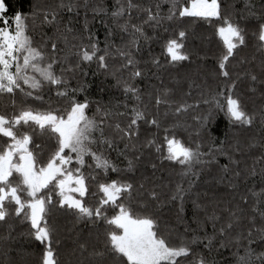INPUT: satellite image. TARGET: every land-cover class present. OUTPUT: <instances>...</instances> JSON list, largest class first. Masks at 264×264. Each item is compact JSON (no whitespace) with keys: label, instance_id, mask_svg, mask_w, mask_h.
<instances>
[{"label":"snow or ice","instance_id":"1","mask_svg":"<svg viewBox=\"0 0 264 264\" xmlns=\"http://www.w3.org/2000/svg\"><path fill=\"white\" fill-rule=\"evenodd\" d=\"M235 2L191 0L189 6L187 0H112L109 7L107 0H60L56 8L42 9L29 0L25 11L22 0H16L15 4L13 0H0V94L15 97L19 92L25 98L44 102V87L57 86L64 90L56 95L66 100L62 108L49 104L41 109L32 105L16 108L13 99L16 110L10 115L0 113V138H6L0 144V223L8 228L7 235L0 236L3 242L0 264H17L11 256L14 251L11 241L16 239L13 232L17 226L23 229L21 236L42 246L36 264H61L54 250V241L59 242L58 230L50 222L57 212L74 216L76 224L89 229L87 236L77 234L71 255H79L68 264H220L217 257L225 251L231 252L232 264H264V108L250 114L241 99L234 98L241 76L234 75L232 68L233 61L245 62L237 57L241 48L247 46L249 35L256 39L257 49L264 51V0H259L258 5L253 0H244L242 10L235 8ZM163 5L168 6L167 12L162 11ZM81 9L84 19L77 30L74 21L79 22ZM65 12L71 14L67 20ZM141 16L144 19L140 23L133 22ZM37 18L41 29L44 26L53 29L50 35L41 31L39 42L28 34L29 22L34 30ZM190 18L214 27L215 34L223 41L213 72L217 79H223L226 91H218L211 100H204L208 107L197 118L200 125L197 136L203 139L195 147L177 139L174 132L171 138L164 137L166 155L156 146L162 160L180 166L176 173L179 179L169 196L170 201L179 203L177 221L183 225V231L179 232L167 225L162 227L147 203L141 204L139 210L133 207L132 193L136 186L132 181H99V173H93L98 169L107 177L110 171L119 175L137 169L143 155L134 142L139 139L140 122L160 127L154 116L149 118L147 106L143 109L139 106L141 90L135 81L144 75L136 59L139 40L149 39L145 25L157 28L168 22L174 33L165 44L169 62L188 61L190 56L181 50L185 48L188 35L185 24ZM97 21L105 28L103 42L92 29ZM125 34L128 40L124 39ZM113 50L123 62L109 72L108 58ZM73 56L76 63L65 67ZM94 60L105 70V79L111 76L115 80L110 88L121 92L124 100L91 99L88 95L91 84L83 79H78L77 86L69 89V79H76L77 72L86 77L83 65ZM153 63L159 66V61L154 59ZM125 71L128 76L124 75ZM66 73L72 76L67 77ZM244 75L252 85L264 87V61L258 71L245 70ZM193 83L190 81L189 86ZM100 91L105 88L101 86ZM169 91L165 89L164 95ZM251 91L255 92L256 88L252 87ZM129 98L136 103L130 108L129 123L122 126L119 118L128 115ZM161 103L169 102L157 95L156 105ZM93 105L95 111L89 115ZM219 112L225 113L234 128L253 127L259 116L258 135L251 136V142L246 145L239 140L233 143L219 140L216 119ZM37 132L55 139V149L47 160L41 159L43 149L35 141ZM205 141H208L206 152L202 150ZM154 143L148 141L149 145ZM257 147L260 154L249 166L246 158ZM112 152L117 160L123 157L127 167H119L111 158ZM219 157H225L227 163L221 164ZM213 165L217 168L215 174H211ZM151 167L156 169L157 165L152 163ZM205 167L210 176L204 181L208 187L201 192L197 190L198 182ZM85 168L91 170L87 175ZM257 177L259 191L248 185L250 180L255 185ZM89 179L96 181L97 192L90 190ZM139 187L143 188L144 184ZM98 194L101 195L94 206L86 203V197ZM193 194V215L191 221H186L184 204ZM150 195L160 201L154 190ZM102 226L105 227L101 231ZM173 232L176 242L171 239ZM254 246L262 250L258 252ZM15 251L23 264H27L25 257L32 256L23 249Z\"/></svg>","mask_w":264,"mask_h":264},{"label":"trees","instance_id":"2","mask_svg":"<svg viewBox=\"0 0 264 264\" xmlns=\"http://www.w3.org/2000/svg\"><path fill=\"white\" fill-rule=\"evenodd\" d=\"M41 6L42 9L45 8H56L60 3V0H33ZM231 2V0H229ZM257 5L259 0H253ZM16 3V0H13ZM108 6L111 7L112 0H107ZM188 5H190L191 0H187ZM22 7L25 11L29 8V0H22ZM244 7V0H236L235 8L237 10H242ZM167 5H163L162 11L167 12ZM64 19L67 20L71 15L69 13H64ZM89 19L91 20V13L89 12ZM135 16V13H133ZM78 23L74 21V27L79 30L83 24L84 11L81 9V14L77 18ZM144 19L143 16L138 20H134V23H140ZM29 35L33 37L35 42H39L41 38V31L47 32L49 35L52 33L53 29L50 26H44L42 29L40 27V19L37 18L35 21V27L31 21L29 22ZM185 27L188 30L187 39L184 41L185 48L181 51L185 52L190 56L188 61L180 62L177 64L170 63V58L167 56L165 51L166 41L173 36V27L165 22L162 26L154 28L148 25L144 26V32L149 39L141 38L139 40L140 51L136 53V59L139 61V68L143 71V78H137L135 83L141 90L142 103L139 105L142 109L147 106L146 111L149 118L155 117L159 123V129L156 126H150L144 122H140L139 128V139L134 142L143 153L140 163L134 173L128 172L123 174H117L109 172L108 176L105 177L100 170H96L94 175H97V180L103 181L122 179L132 181L136 189L133 191V207L139 210V206L143 203L149 205L150 211H152L161 222V226L165 225L176 229V231L182 232L183 225L177 221V213L179 211V203L177 201H170L169 196L175 188V183L179 179L176 175L180 171V166L173 162L161 159V154L157 153L156 146L159 145L162 149L164 155H166V144L164 141L165 136L171 138L173 132L175 137L181 140L183 143L195 147V144L203 139L197 136L199 130L198 117L202 116L208 105L204 103L205 99L211 100L212 95L216 92H224L226 89L223 88V79H217L213 72L216 67V56L223 50V41L221 38L215 34V28L198 21L196 18H190ZM252 25H249L251 28ZM165 28L168 31H165ZM93 31L96 32L98 39L103 42L105 35V28L98 21L92 24ZM125 40L129 37L125 34ZM247 46L241 48L238 53L237 59H243L245 62L243 64L233 61L232 68L235 69V73H239L241 76L238 86L234 92V98L238 96L243 102V106L248 113L259 112L261 108H264V87L259 84L252 85L250 79L244 75L245 70H259V66L262 61H264V51H259L257 49L256 39L249 35L247 37ZM117 44L120 43L119 39L116 41ZM63 46V45H61ZM103 48V43L100 45ZM114 57V58H113ZM76 57H70V63L66 64L65 67H69L76 63ZM159 61V66L153 63V60ZM123 61L113 50L108 58L109 72L115 70L120 66ZM83 70L87 72L86 77H81L80 73L77 72L76 79H69V89L77 86V80L83 79L87 83L91 84V88L88 91V95L93 100H101L107 102L110 97H116L120 100H124V96L121 92L111 89L110 86L115 84V80L108 76L105 79L106 73L104 69L98 67L95 60L91 64L83 65ZM57 72H59V67H57ZM125 76H128V72H124ZM67 77H71L72 73H66ZM194 81V83L189 86V82ZM103 86L105 91L101 92L100 88ZM255 87L256 91L252 92L251 88ZM27 90V86H25ZM169 89L167 96L164 95V90ZM64 88H57V86H45L43 89L44 102L33 101L31 98H25L19 92L16 93L15 97L9 94H0V113L12 114L16 108L20 106L32 105L33 107H38L41 109L47 108L49 104L53 108H62L66 105V100L58 97L56 95L57 91H63ZM190 93V94H189ZM157 95L161 96L163 99L168 100L169 103H161L159 106L156 105ZM82 99V97H79ZM13 99L16 102V108L13 107ZM221 101H224V97H220ZM136 102L131 98L128 99L129 112L128 115L120 117L122 126L129 123L131 119L130 108ZM226 103V102H225ZM179 108L180 111L176 109ZM95 111V105H93L89 115H92ZM121 111H124L122 108ZM217 122L219 124L218 136L219 140L227 139L229 143H233L235 140H239L242 145H246L251 142L249 138L253 135H258L260 130V119L257 116L255 125L249 127L247 125L243 127H232L229 124L228 117L224 112H219L217 116ZM165 128L168 132H165ZM224 133L227 135L225 136ZM6 138H0V144L5 142ZM154 140L155 143L149 145L148 141ZM219 140L217 144H219ZM35 141L40 144L43 149V154L41 159L47 160L48 156L55 149V139L50 137L49 134H39L37 132L35 136ZM32 147V145H30ZM123 147V145H121ZM203 151H208V141H205ZM260 149L257 147L253 149L251 153L246 158V164L251 165L253 163V158L260 154ZM111 158L118 164L119 167H127V162L123 160V157L116 159V153L112 152ZM219 162L221 164L227 163L225 157H219ZM89 163L91 161L89 160ZM155 163L157 165L156 169H152L151 164ZM73 166H75L73 164ZM242 167L244 165H241ZM259 167V166H258ZM85 174L87 175L91 170L85 168ZM217 168L215 165L212 166L211 174H215ZM210 176L208 168H204L203 175L198 182V191H203L208 186L204 183ZM145 177L147 179H145ZM90 190L92 192H97L96 181L89 179L88 181ZM143 183L144 187L140 188L139 185ZM259 178H256L255 185L253 181H249V186H255L256 190L259 191ZM187 185L185 184V187ZM155 191L159 197L160 201L157 202L152 199L150 192ZM97 196H88L85 201L89 205H95L98 198ZM78 198V197H77ZM195 198V194L184 204L183 216L186 221H191L193 215V205L191 200ZM159 203V207H157ZM112 213L110 212L109 215ZM11 222V221H10ZM58 230L56 243L54 241V250L57 252V259L61 261V264H68L69 261H74L76 256L71 255L72 249L76 247L74 240L77 238L78 233H82L87 236L89 229L85 228L82 224H76L74 216L64 213L57 212L53 215L50 221ZM259 224V221H257ZM101 227V231L103 230ZM192 227H195L193 224ZM23 229L20 226L16 227L13 232V236L16 237L15 240L11 241L14 251L11 256L16 260L17 264H23L20 255H17L15 250L23 249L26 252L32 253V256L25 257L24 260L27 264H36L41 255L42 246L38 243H32L26 236H21L20 232ZM8 228L6 224L0 223V236L7 235ZM95 236L93 234V240ZM171 239L176 242V232H173ZM2 241H0V246H2ZM256 250L259 252L262 249L259 246ZM217 260L220 264H232L233 258L231 252L225 251L222 256H218Z\"/></svg>","mask_w":264,"mask_h":264},{"label":"rangeland","instance_id":"3","mask_svg":"<svg viewBox=\"0 0 264 264\" xmlns=\"http://www.w3.org/2000/svg\"><path fill=\"white\" fill-rule=\"evenodd\" d=\"M190 6V5H189ZM75 195V194H74Z\"/></svg>","mask_w":264,"mask_h":264}]
</instances>
